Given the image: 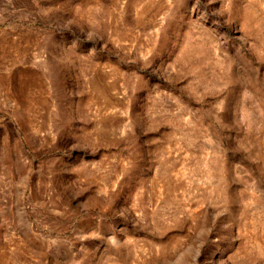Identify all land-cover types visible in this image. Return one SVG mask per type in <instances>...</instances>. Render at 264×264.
<instances>
[{
    "label": "rangeland",
    "instance_id": "1",
    "mask_svg": "<svg viewBox=\"0 0 264 264\" xmlns=\"http://www.w3.org/2000/svg\"><path fill=\"white\" fill-rule=\"evenodd\" d=\"M0 264H264V0H0Z\"/></svg>",
    "mask_w": 264,
    "mask_h": 264
}]
</instances>
